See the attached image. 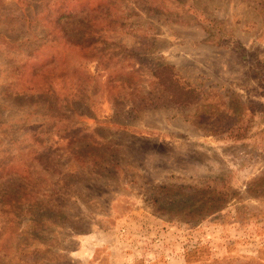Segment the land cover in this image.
<instances>
[{"label":"rangeland","instance_id":"1","mask_svg":"<svg viewBox=\"0 0 264 264\" xmlns=\"http://www.w3.org/2000/svg\"><path fill=\"white\" fill-rule=\"evenodd\" d=\"M0 264H264V0H0Z\"/></svg>","mask_w":264,"mask_h":264},{"label":"trees","instance_id":"2","mask_svg":"<svg viewBox=\"0 0 264 264\" xmlns=\"http://www.w3.org/2000/svg\"><path fill=\"white\" fill-rule=\"evenodd\" d=\"M210 32V37H213V33ZM214 42L217 44L220 41L218 38L213 37ZM237 53H242V47L237 46L235 50ZM154 76L160 81L161 85L165 87L167 92H171L173 96L178 98L182 103H192L198 99V94L195 89L189 88L188 86L181 84L179 78L174 75L173 68L170 66H164L156 69Z\"/></svg>","mask_w":264,"mask_h":264}]
</instances>
